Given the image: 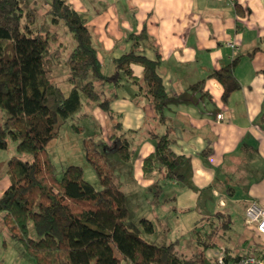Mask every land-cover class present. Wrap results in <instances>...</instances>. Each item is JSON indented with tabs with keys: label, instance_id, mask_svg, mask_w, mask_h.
Returning a JSON list of instances; mask_svg holds the SVG:
<instances>
[{
	"label": "trees",
	"instance_id": "obj_1",
	"mask_svg": "<svg viewBox=\"0 0 264 264\" xmlns=\"http://www.w3.org/2000/svg\"><path fill=\"white\" fill-rule=\"evenodd\" d=\"M23 1L0 0V110L6 112L0 123V150L7 149L9 139L16 142V154L7 160L9 185L0 195V214L13 224V242L35 264H187L176 251L177 240L155 244L127 229L125 195L114 182L103 154L92 144H85L84 157L96 174L99 188L84 179L78 165H68L57 178L46 147L58 135L59 127L81 109L83 99L108 117L114 116L109 107L111 97L104 89L120 85L121 76L142 83L154 114L164 122L166 95L157 74L158 53L153 48L154 60L142 54L143 41H150L145 28L127 35L130 49L114 58V71L106 73L80 13L66 0H50L46 14L54 23L61 21L74 40L66 60L71 88L64 95L49 79L52 69L61 63L58 36L41 29L34 31L35 9L24 12ZM52 43L56 46L50 52ZM255 50L258 48L249 55ZM260 50L264 52V48ZM238 58L208 76L222 86L223 100L240 87L233 73ZM132 63L142 66L139 81L132 76ZM202 83L189 88L201 87ZM113 136L115 151L127 162L130 150L124 133ZM170 144L166 133L156 138L153 152L142 162L145 175L155 171L159 179L181 178L177 167L184 159L171 150ZM23 154L30 159H21ZM153 186L159 188L157 182ZM206 220L208 239L231 223L229 214L220 210ZM140 221L147 233L153 231L150 221ZM29 223L37 238L29 236ZM197 242L202 243L203 251L218 244L200 240L199 235Z\"/></svg>",
	"mask_w": 264,
	"mask_h": 264
},
{
	"label": "crops",
	"instance_id": "obj_2",
	"mask_svg": "<svg viewBox=\"0 0 264 264\" xmlns=\"http://www.w3.org/2000/svg\"><path fill=\"white\" fill-rule=\"evenodd\" d=\"M66 1L90 30L104 72H113L112 60L130 49L127 35L143 28L150 41H143L142 54L154 60L153 48L158 53L157 74L166 95L164 122L154 114L142 83L123 76L120 85L104 89L114 116L97 107L93 111L98 124L109 121L127 136L129 147L137 145L132 156L137 183L143 188L160 184L159 173L145 175L142 162L153 152L156 138L166 133L171 150L184 159L177 167L181 178L166 180L179 192L177 199L201 202L206 217L230 204L238 209L233 243L217 242L203 251V259L216 264L220 247L226 264L244 251L255 252L261 239L244 226L243 210L251 200L264 208V0ZM236 56L233 73L240 87L223 100L222 86L208 76ZM130 69L139 81L142 66L132 63ZM200 81L201 87L189 88ZM113 140L103 137L114 151ZM5 152L0 150V195L9 185L10 155ZM232 226L231 219L226 230ZM204 234L208 237L209 229Z\"/></svg>",
	"mask_w": 264,
	"mask_h": 264
},
{
	"label": "rangeland",
	"instance_id": "obj_3",
	"mask_svg": "<svg viewBox=\"0 0 264 264\" xmlns=\"http://www.w3.org/2000/svg\"><path fill=\"white\" fill-rule=\"evenodd\" d=\"M49 3L50 0H24L22 8L24 12L35 9V20L31 26L34 31L41 29L57 34L58 43L61 45V63L52 69L49 79L61 89L64 95H67L71 85L67 80L66 60L74 46V40L61 21L54 23L51 21L50 16L46 14ZM55 46V43L51 44L50 52ZM82 101L81 109L62 124L59 127L58 135L47 143V151L54 165L56 177L60 178L68 165H78L83 169L84 179L95 188H99L96 174L84 157L85 146L92 144L95 149L103 154L104 160L113 175L114 182L125 195L127 208V221L125 224L129 231L155 244H169L177 240L175 244L176 251L185 259L187 264H213L209 258L203 259L202 243L197 242V235H199L200 240H209L204 234L209 227L201 202L188 201L186 197L182 198L180 196L177 199L179 192L175 187L170 186L166 180L160 179L159 188L153 185L146 188L141 187L133 174L132 156L137 151V145H130V157L127 162L120 160L117 152L109 149L110 146L112 147V143L107 146V143L103 141V137L115 140L116 137H111V135L116 134L118 136L120 133L111 126L109 121L103 125L98 124L93 114L94 108L97 106L89 100L83 99ZM5 117L6 112L0 110V123L3 122ZM72 125L78 126L80 129L76 130ZM123 137L127 138L126 135ZM113 144H116V142ZM15 145L16 142L9 139L5 152L7 156L16 154ZM20 157L23 160L30 159L26 154L20 155ZM238 205L240 206V203ZM218 210L230 214L233 226L230 230L221 229L215 240L218 243L232 244L233 240L230 241V239L234 238L235 240L233 235L238 230V209L230 204ZM141 219H146L152 223L153 231L151 233L144 230ZM14 231L10 219H3L0 215V264H35L13 242L12 233ZM28 234L32 238H37L31 223L28 225ZM116 256L118 257V255ZM121 264L126 263L122 261Z\"/></svg>",
	"mask_w": 264,
	"mask_h": 264
},
{
	"label": "built area",
	"instance_id": "obj_4",
	"mask_svg": "<svg viewBox=\"0 0 264 264\" xmlns=\"http://www.w3.org/2000/svg\"><path fill=\"white\" fill-rule=\"evenodd\" d=\"M227 45L232 51L238 49L233 42H228ZM220 117L221 115L217 114L216 118ZM243 224L246 228L254 230L261 242L255 252H242L232 264H264V208L255 201H249L243 210ZM214 258L216 264H226L225 249H217Z\"/></svg>",
	"mask_w": 264,
	"mask_h": 264
}]
</instances>
